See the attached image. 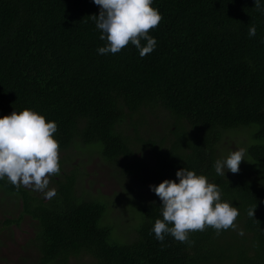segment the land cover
I'll use <instances>...</instances> for the list:
<instances>
[{"label":"trees","instance_id":"trees-1","mask_svg":"<svg viewBox=\"0 0 264 264\" xmlns=\"http://www.w3.org/2000/svg\"><path fill=\"white\" fill-rule=\"evenodd\" d=\"M153 6L162 14L150 30L157 46L141 57L131 43L98 54L106 41L92 19L100 12L93 0H0V116L34 109L57 123L60 151L97 144L108 161L131 159L124 166L132 173L143 168L134 150L140 143L141 151H152L159 183L177 179L185 167L216 183L222 199L238 207L235 226L219 235L211 227L192 232L193 244L171 235L161 243L150 230L162 218V201L141 196L137 238L120 244L101 223L106 205L78 198L75 170L58 180L46 205L4 178L0 191L19 196L23 214L39 223V264H69L83 255L94 264H264V0L260 8L255 0H154ZM252 25L257 33L249 37ZM160 108L171 118L168 132L167 122L148 139L119 131L126 115ZM251 126L257 130L242 172L217 175L223 133Z\"/></svg>","mask_w":264,"mask_h":264},{"label":"clouds","instance_id":"clouds-1","mask_svg":"<svg viewBox=\"0 0 264 264\" xmlns=\"http://www.w3.org/2000/svg\"><path fill=\"white\" fill-rule=\"evenodd\" d=\"M100 6L99 15H92L100 39L106 41L97 48L100 55L116 54L131 43L141 57L151 53L157 40L150 30L162 20L154 0H93ZM260 8L261 0H255ZM254 25L249 27V37L256 36ZM145 41L146 43H142ZM58 130L55 121H49L40 112L25 108L0 116V180L7 178L17 188L33 187L44 192L47 198L55 190H47L50 177L59 175L60 144L54 133ZM245 156V149L231 151L226 158L214 162L217 175L238 173ZM227 169V172H225ZM177 179H165L158 185H150L162 201L160 214L150 233L163 243L167 235L182 243L193 244L190 233L211 227L219 235L223 230L235 226L238 207L222 199L220 187L210 182L204 174H197L189 167L176 172ZM256 208L248 215L255 217ZM243 235V233H240Z\"/></svg>","mask_w":264,"mask_h":264},{"label":"rangeland","instance_id":"rangeland-1","mask_svg":"<svg viewBox=\"0 0 264 264\" xmlns=\"http://www.w3.org/2000/svg\"><path fill=\"white\" fill-rule=\"evenodd\" d=\"M169 124L165 132L172 129V121L169 113L160 108L155 112H145L144 117L129 114L119 125V131L132 139L140 136L148 139L150 136L160 135L163 123ZM135 129H138L137 131ZM257 126L240 130H231L223 133V139L218 146L221 158H226L231 151L238 148L247 149L253 144L252 136ZM76 140H80L77 138ZM75 140V141H76ZM74 141V142H75ZM94 146L72 145L66 151H60L61 171L59 175L50 177L47 190L58 188V180L70 174L72 170L77 172V196L81 201H102L107 209L103 217L104 225L112 227L111 242L120 244H131L137 238V229L142 223L139 211V201H154L155 193L151 191L150 185H158L159 180L155 173V160L150 149L140 150L141 144L134 146L137 156L141 157L143 168L137 173L127 170L124 163H132L131 159L124 157L115 161H108L100 155V149ZM100 147V146H99ZM243 160L240 171L244 165ZM227 171V169H225ZM238 172V173H239ZM237 175V173H236ZM25 187V186H24ZM42 204L52 203L56 194L47 198L44 192L35 190L33 187H25ZM22 218L18 224H6V220ZM40 232L39 223L28 214H23L22 200L15 194H7L0 191V264H39V252L34 245ZM95 260L88 255L72 258L69 264H94ZM54 264V263H51Z\"/></svg>","mask_w":264,"mask_h":264}]
</instances>
